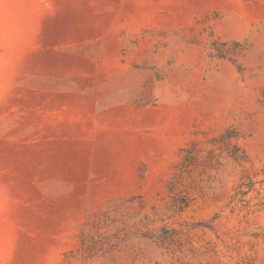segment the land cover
Instances as JSON below:
<instances>
[{
	"label": "rangeland",
	"instance_id": "obj_1",
	"mask_svg": "<svg viewBox=\"0 0 264 264\" xmlns=\"http://www.w3.org/2000/svg\"><path fill=\"white\" fill-rule=\"evenodd\" d=\"M0 264H264V0H0Z\"/></svg>",
	"mask_w": 264,
	"mask_h": 264
}]
</instances>
